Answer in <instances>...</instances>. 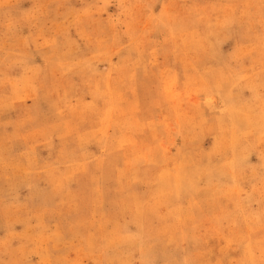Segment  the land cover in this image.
<instances>
[{
    "label": "rangeland",
    "instance_id": "obj_1",
    "mask_svg": "<svg viewBox=\"0 0 264 264\" xmlns=\"http://www.w3.org/2000/svg\"><path fill=\"white\" fill-rule=\"evenodd\" d=\"M0 264H264V0H0Z\"/></svg>",
    "mask_w": 264,
    "mask_h": 264
}]
</instances>
